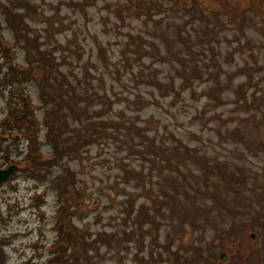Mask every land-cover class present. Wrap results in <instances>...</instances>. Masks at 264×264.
I'll return each mask as SVG.
<instances>
[{
  "label": "rangeland",
  "instance_id": "1",
  "mask_svg": "<svg viewBox=\"0 0 264 264\" xmlns=\"http://www.w3.org/2000/svg\"><path fill=\"white\" fill-rule=\"evenodd\" d=\"M4 48L31 68L0 85V264H264V0H0Z\"/></svg>",
  "mask_w": 264,
  "mask_h": 264
},
{
  "label": "trees",
  "instance_id": "2",
  "mask_svg": "<svg viewBox=\"0 0 264 264\" xmlns=\"http://www.w3.org/2000/svg\"><path fill=\"white\" fill-rule=\"evenodd\" d=\"M7 42V41H6ZM4 52V56L2 57H5V62L6 64V69L4 71H1L0 72V85H4L7 86L9 89L11 87V85L13 83H18V84H21L22 85V81L24 80V75L27 73V72H21V70H25V71H28L29 74H30V68L31 66L29 67H20V66H17V64L14 63V65L12 64V61L10 58H12L13 55H15V51H9L8 53V50L6 48H4V50L2 51ZM1 56V55H0ZM10 56V58L8 57ZM39 56V55H38ZM38 60L40 61L41 60V56H39ZM41 62V61H40ZM44 62V61H43ZM50 69H54L52 67V64L50 65ZM46 83H49L48 79L46 80ZM62 80H59V79H56L51 82V83H54L55 85H59L60 87L57 89V88H53L52 87V84H50L49 86V91H45V93H40V97H41V100L42 101H45V114L44 115H47L46 118H44V122L47 124L46 126L47 127H51L50 129L47 130L48 134L51 135V136H54V131H56V129L59 128V125L56 124L57 122L59 123L58 121V116H57V113L60 109V106H59V103L67 96L69 95H77L76 93L75 94H72V91L70 88H68L67 85H63V84H59V82L61 83ZM77 82V81H76ZM19 98V101L16 102V105L19 106V110L20 111H17L19 114L16 115V117H13L11 118L14 125L12 127H10L9 129L12 131L13 129H15L16 131H19V132H23V133H26V130H28L27 134H26V141H31V139L33 138V134H30V131L33 129L34 130V124L36 122V118L34 120H31V117L34 114V110H35V104H33L32 100H30L27 96H22L21 95V98L20 96L18 97ZM15 112H12V113H9V116L11 117V115H14ZM52 116H55L57 118V121L55 122L53 119H52ZM54 127H56L54 129ZM113 129V128H112ZM114 130V129H113ZM121 131V129H120ZM53 138V137H52ZM54 139V138H53ZM33 140V139H32ZM145 144V141L143 142H140L138 143V145L140 146H144ZM37 152H33V153H29L28 155L30 157H32L33 159H35V161H37L39 159V156H36ZM26 156L25 160L26 162L28 163L29 161V156ZM34 156H36L34 158ZM6 157V153L5 155L2 157V160L4 161ZM37 158V160H36ZM6 161V160H5ZM32 161V160H30ZM40 164V162H39ZM63 214V211L59 212L58 213V219H57V222H59V224L57 225L56 224V228L57 230H59L60 233H63L67 238L64 239V237H61L59 238L57 241H55V243L53 244L54 247L56 246V249L54 251L57 250L56 252V255L57 256H60L62 258H64V255L65 253H67V250L68 248H66V250H61L60 248H65V246H62V242H64V240H66L67 242H69L72 247L73 246H77V247H82V250L83 252L87 255L88 251H87V247H89L91 244L94 243V240L91 239V240H83L82 242L80 240H78L75 236H73L68 230H64L62 228V226L64 224H62V220H61V215ZM86 248V249H85ZM69 250H70V246H69ZM82 252V253H83ZM82 255V254H81ZM78 255H74V254H71V253H68V257L70 258H73L72 261H69L67 260L69 263H77V264H80L83 259H86L82 256L78 257ZM88 256V255H87Z\"/></svg>",
  "mask_w": 264,
  "mask_h": 264
},
{
  "label": "flooded vegetation",
  "instance_id": "3",
  "mask_svg": "<svg viewBox=\"0 0 264 264\" xmlns=\"http://www.w3.org/2000/svg\"><path fill=\"white\" fill-rule=\"evenodd\" d=\"M264 231V230H263ZM256 231H250V233L247 236V240L251 241L252 249L251 251L253 253L251 254H257V255H262L264 251V235L262 236L263 240V245H261V241L259 240L261 236H257Z\"/></svg>",
  "mask_w": 264,
  "mask_h": 264
},
{
  "label": "water",
  "instance_id": "4",
  "mask_svg": "<svg viewBox=\"0 0 264 264\" xmlns=\"http://www.w3.org/2000/svg\"><path fill=\"white\" fill-rule=\"evenodd\" d=\"M16 169L17 166L15 164H11L6 168H0V184L9 178L11 174L16 171ZM221 258H224V254L221 255Z\"/></svg>",
  "mask_w": 264,
  "mask_h": 264
}]
</instances>
